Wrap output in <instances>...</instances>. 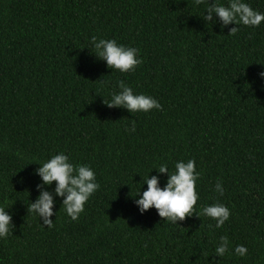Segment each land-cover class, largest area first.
I'll use <instances>...</instances> for the list:
<instances>
[{"label": "trees", "instance_id": "obj_1", "mask_svg": "<svg viewBox=\"0 0 264 264\" xmlns=\"http://www.w3.org/2000/svg\"><path fill=\"white\" fill-rule=\"evenodd\" d=\"M0 264H264V0H0Z\"/></svg>", "mask_w": 264, "mask_h": 264}]
</instances>
